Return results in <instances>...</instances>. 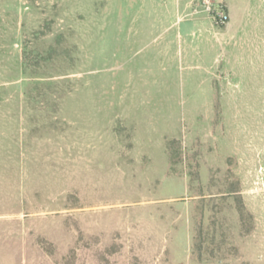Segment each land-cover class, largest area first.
I'll use <instances>...</instances> for the list:
<instances>
[{
  "label": "rangeland",
  "instance_id": "1",
  "mask_svg": "<svg viewBox=\"0 0 264 264\" xmlns=\"http://www.w3.org/2000/svg\"><path fill=\"white\" fill-rule=\"evenodd\" d=\"M190 2L0 0V264H264V0Z\"/></svg>",
  "mask_w": 264,
  "mask_h": 264
},
{
  "label": "built area",
  "instance_id": "2",
  "mask_svg": "<svg viewBox=\"0 0 264 264\" xmlns=\"http://www.w3.org/2000/svg\"><path fill=\"white\" fill-rule=\"evenodd\" d=\"M192 14L204 13L216 26L229 23L230 15L225 0H193Z\"/></svg>",
  "mask_w": 264,
  "mask_h": 264
},
{
  "label": "crops",
  "instance_id": "3",
  "mask_svg": "<svg viewBox=\"0 0 264 264\" xmlns=\"http://www.w3.org/2000/svg\"><path fill=\"white\" fill-rule=\"evenodd\" d=\"M192 1L189 3V7L187 8V12L185 14V18H189L191 20H194V24L195 26H197L198 29L202 30V31H212L211 26H213V22L207 17V15H205L204 13H199V14H192ZM226 2L228 3V0H226ZM233 5V4H232ZM228 7V5H227ZM228 12H230V8L228 7ZM230 15V13H229ZM233 15H231L232 18ZM208 22V24H207ZM215 25V24H214ZM213 33V32H211ZM194 35V34H193ZM179 37V34H178Z\"/></svg>",
  "mask_w": 264,
  "mask_h": 264
}]
</instances>
